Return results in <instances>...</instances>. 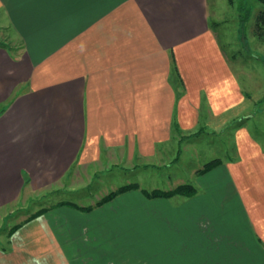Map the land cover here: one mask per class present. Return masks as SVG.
I'll use <instances>...</instances> for the list:
<instances>
[{
	"label": "crops",
	"instance_id": "crops-1",
	"mask_svg": "<svg viewBox=\"0 0 264 264\" xmlns=\"http://www.w3.org/2000/svg\"><path fill=\"white\" fill-rule=\"evenodd\" d=\"M207 6L0 0V29L20 44L0 43V219L25 193L75 185L72 171L158 170L179 136L258 108L235 126L230 157L193 171L194 195L53 206L9 232L0 264H264L260 100Z\"/></svg>",
	"mask_w": 264,
	"mask_h": 264
},
{
	"label": "rangeland",
	"instance_id": "rangeland-1",
	"mask_svg": "<svg viewBox=\"0 0 264 264\" xmlns=\"http://www.w3.org/2000/svg\"><path fill=\"white\" fill-rule=\"evenodd\" d=\"M207 5L211 28L226 57L238 74L247 75L250 81L249 92L253 93L255 99L260 100L258 105L261 106L263 124L260 127L255 125L254 132L258 136L264 135V40L252 34L254 17L261 5L256 0H207ZM1 42L12 48H18L20 45L2 29ZM256 110L258 112V108ZM256 110L252 108L248 113L238 116L231 113L228 123L203 125L193 131L194 133L179 136L178 143H174L170 153L166 152L165 159L155 162L161 165L157 167L158 170L143 169L137 172L124 164H117L116 167L111 165L101 170L82 168L78 173L72 171L70 174L69 179L75 181L73 186L64 183L58 188L37 190L28 196L25 193L19 203L9 206L0 219V245L9 244V232L14 226L27 221V218L39 209L61 201L81 206L92 205L109 191L136 180H140V186L146 189H170L180 183L190 182L193 179V171L205 162L231 156L235 126ZM135 163V167L140 165Z\"/></svg>",
	"mask_w": 264,
	"mask_h": 264
},
{
	"label": "trees",
	"instance_id": "trees-1",
	"mask_svg": "<svg viewBox=\"0 0 264 264\" xmlns=\"http://www.w3.org/2000/svg\"><path fill=\"white\" fill-rule=\"evenodd\" d=\"M256 1H258L260 3L261 8L255 14L254 23L252 26V34L254 36H257L258 38L264 40V0H256ZM172 80H173V84L176 86V76H172ZM173 123H174L173 124L174 131H178L175 120ZM220 163H221L220 158L211 159V160L205 162L202 165V167L197 170V172L198 173H204V172L212 169L213 167L219 165ZM131 189H139L146 196L151 197V198H155V197L168 198V197H172L174 195H181V196L188 197V196H192L196 193V187L192 183H181V184H178L177 186H175L174 188H170V189L153 188L151 190H148L145 188H140V186L137 183H128V184L120 185L116 189L109 191L106 195H104L102 198L97 200L92 205L81 206V205H78V204L73 203V202L61 201V202L56 203L55 205H51L49 207H43V208L39 209L35 213L31 214L27 218V220L45 212L47 209H50L51 207L56 206V205H69V206H72V207L77 208V209L82 210V211H90L97 206H100V205H103V204L109 202L110 200H112L117 195H119L123 192H126L128 190H131ZM16 227H18V225L14 226L11 230L15 229Z\"/></svg>",
	"mask_w": 264,
	"mask_h": 264
}]
</instances>
